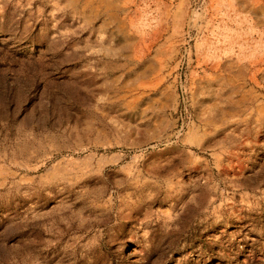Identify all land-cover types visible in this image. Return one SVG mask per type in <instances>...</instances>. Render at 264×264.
Segmentation results:
<instances>
[{
	"label": "rangeland",
	"instance_id": "rangeland-1",
	"mask_svg": "<svg viewBox=\"0 0 264 264\" xmlns=\"http://www.w3.org/2000/svg\"><path fill=\"white\" fill-rule=\"evenodd\" d=\"M62 1L0 0V264H264V0Z\"/></svg>",
	"mask_w": 264,
	"mask_h": 264
},
{
	"label": "bare ground",
	"instance_id": "bare-ground-1",
	"mask_svg": "<svg viewBox=\"0 0 264 264\" xmlns=\"http://www.w3.org/2000/svg\"><path fill=\"white\" fill-rule=\"evenodd\" d=\"M63 1H65V6H69V5L75 6L76 4L80 3L82 0H63ZM58 2H61V0H54V4L57 5ZM82 2L83 3L80 6V10H78V11H80V12H86V11H88V14H90V17H92L94 15H97L101 11H108V9L110 8V6L112 4V0H83ZM72 166H75V167H77L79 169H83L82 164H80V163H76L75 165H72Z\"/></svg>",
	"mask_w": 264,
	"mask_h": 264
},
{
	"label": "crops",
	"instance_id": "crops-1",
	"mask_svg": "<svg viewBox=\"0 0 264 264\" xmlns=\"http://www.w3.org/2000/svg\"><path fill=\"white\" fill-rule=\"evenodd\" d=\"M112 3H113V1H112ZM111 6H112V4H111ZM111 6H110V8L108 9V11H111ZM78 10H79V9H78ZM78 10H77V11H78ZM171 95H172V94H171Z\"/></svg>",
	"mask_w": 264,
	"mask_h": 264
}]
</instances>
